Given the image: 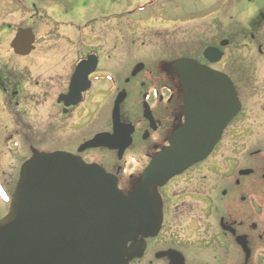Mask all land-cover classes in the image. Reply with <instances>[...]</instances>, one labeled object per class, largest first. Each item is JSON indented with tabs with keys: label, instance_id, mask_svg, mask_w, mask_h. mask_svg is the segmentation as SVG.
Returning a JSON list of instances; mask_svg holds the SVG:
<instances>
[{
	"label": "flooded vegetation",
	"instance_id": "af4514ba",
	"mask_svg": "<svg viewBox=\"0 0 264 264\" xmlns=\"http://www.w3.org/2000/svg\"><path fill=\"white\" fill-rule=\"evenodd\" d=\"M29 1L0 0L12 21L0 22L6 199L36 151L99 165L130 193L185 123L180 61L191 59L231 81L233 114L205 159L157 186L159 228L128 243L129 264H264V0H210L200 24L176 29L171 19L163 36L140 35L124 17L83 25L69 0L55 10ZM33 17L46 26L41 48L36 39L30 53H16L12 40L20 29L35 34ZM100 134L107 145L83 147Z\"/></svg>",
	"mask_w": 264,
	"mask_h": 264
},
{
	"label": "water",
	"instance_id": "95a60500",
	"mask_svg": "<svg viewBox=\"0 0 264 264\" xmlns=\"http://www.w3.org/2000/svg\"><path fill=\"white\" fill-rule=\"evenodd\" d=\"M34 42L31 29H24L12 46L27 54ZM182 63L185 123L130 193L102 167L67 152L36 151L22 165L9 211L0 218V264H129L136 253L128 243L159 228L157 186L212 151L233 114L226 106L236 103L229 79L191 59ZM104 138L83 147L107 145Z\"/></svg>",
	"mask_w": 264,
	"mask_h": 264
},
{
	"label": "rangeland",
	"instance_id": "374dc122",
	"mask_svg": "<svg viewBox=\"0 0 264 264\" xmlns=\"http://www.w3.org/2000/svg\"><path fill=\"white\" fill-rule=\"evenodd\" d=\"M67 1L68 0H30L29 2L35 3L37 8H40L41 10L45 8L55 10L60 4ZM145 1L147 0H69L68 2H74L77 4L80 13L79 18L81 19L80 23L83 25L87 19L111 17L121 12H127L128 10L133 9L132 13H128L122 17L127 18L128 20L131 19L133 23L136 22V33L144 36H148L154 32L161 36L166 35L168 31L172 29V22H170L171 19L191 20L193 24H200L203 8L210 2V0H154V2L148 0V4L144 3L147 5L146 9L142 12L137 7H139L138 5ZM180 6H183L184 10L179 11L178 8ZM27 12L29 14V11ZM26 16L28 17V15ZM119 18L120 17L117 16L112 18V20H118ZM34 19V23L29 20L27 24L32 26L37 37L38 52L41 48V34L45 31L46 26L41 25V20H37L35 17H33L32 20ZM14 20L17 21L18 19L15 18ZM176 20V26H174L176 29H181L185 25L191 23L186 22L184 25H178ZM3 21L12 22L11 19L6 16V13H3L0 16V22ZM33 56L38 57V54L35 53ZM35 69L40 68L36 67ZM39 74L40 71L36 70L35 75L38 76ZM6 194L7 188L0 187V218L6 213Z\"/></svg>",
	"mask_w": 264,
	"mask_h": 264
}]
</instances>
